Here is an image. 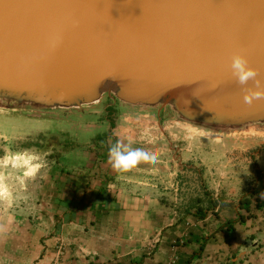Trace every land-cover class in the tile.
Listing matches in <instances>:
<instances>
[{"label":"water","instance_id":"obj_1","mask_svg":"<svg viewBox=\"0 0 264 264\" xmlns=\"http://www.w3.org/2000/svg\"><path fill=\"white\" fill-rule=\"evenodd\" d=\"M237 54L264 79V0H0V106L83 110L112 96L196 126L264 128Z\"/></svg>","mask_w":264,"mask_h":264},{"label":"crops","instance_id":"obj_2","mask_svg":"<svg viewBox=\"0 0 264 264\" xmlns=\"http://www.w3.org/2000/svg\"><path fill=\"white\" fill-rule=\"evenodd\" d=\"M99 104L83 109L89 146L56 162L30 264H264V128L216 130L127 107L111 128ZM117 140L158 157L117 172L108 163ZM184 167L201 169L199 204L181 193Z\"/></svg>","mask_w":264,"mask_h":264},{"label":"rangeland","instance_id":"obj_3","mask_svg":"<svg viewBox=\"0 0 264 264\" xmlns=\"http://www.w3.org/2000/svg\"><path fill=\"white\" fill-rule=\"evenodd\" d=\"M99 105L103 109L112 105L116 108L115 117L124 107L112 96H106ZM83 111L87 110L41 111L0 106V157L6 153L30 150L39 154L45 163L37 175L27 179L23 186L15 180L14 174L8 176L10 169L0 168V177L6 178L11 193L8 198H0V264H30L35 257L34 226L46 221L45 207L53 204L48 195L54 192L56 162L61 156L59 148L49 147L45 152L37 145L43 143L41 136L47 135L50 139L51 135L57 134L66 135V138L55 139V143H62V148L66 145L69 148L88 147L85 144L93 128ZM200 170L184 167L177 178L183 188L181 193L188 195L185 198L187 204H199L197 195L204 192Z\"/></svg>","mask_w":264,"mask_h":264},{"label":"clouds","instance_id":"obj_4","mask_svg":"<svg viewBox=\"0 0 264 264\" xmlns=\"http://www.w3.org/2000/svg\"><path fill=\"white\" fill-rule=\"evenodd\" d=\"M231 68L233 75L241 85H247L254 81L255 88L246 90L244 102L252 105L257 100H264V79L259 78V72L250 67L248 60L243 55H235L232 58ZM205 110H210L208 107ZM142 139L149 137V130L145 129L141 134ZM158 152L155 148L148 150L144 147H133L132 142L124 144L117 140L108 151V163L117 172H127L136 168L142 162L156 161ZM45 166L42 157L30 150L22 152L6 153L0 157V168L10 169L8 176L15 175V180L23 186L27 179L34 178L41 168ZM11 195L5 177H0V198H8Z\"/></svg>","mask_w":264,"mask_h":264},{"label":"trees","instance_id":"obj_5","mask_svg":"<svg viewBox=\"0 0 264 264\" xmlns=\"http://www.w3.org/2000/svg\"><path fill=\"white\" fill-rule=\"evenodd\" d=\"M106 109V119L109 121V123L111 124V128H114L115 127V115H116V108H114L112 105H109L108 107L105 108ZM47 135H44V136H41L40 140H42V145H37L41 150L43 151H48L49 150V147H52L54 149H58L59 148V154H63L64 152H67L73 148H69L68 145H66L65 147L62 148V143H55V139L56 137H64L66 138V135H57V134H53L51 135V138L48 139L46 137ZM104 137L107 136V135H103ZM100 136L95 138L93 140V142L100 140Z\"/></svg>","mask_w":264,"mask_h":264},{"label":"built area","instance_id":"obj_6","mask_svg":"<svg viewBox=\"0 0 264 264\" xmlns=\"http://www.w3.org/2000/svg\"><path fill=\"white\" fill-rule=\"evenodd\" d=\"M55 264H61V263H55Z\"/></svg>","mask_w":264,"mask_h":264}]
</instances>
